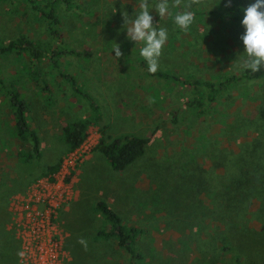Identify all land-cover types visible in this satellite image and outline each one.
I'll return each instance as SVG.
<instances>
[{
    "label": "rangeland",
    "instance_id": "obj_1",
    "mask_svg": "<svg viewBox=\"0 0 264 264\" xmlns=\"http://www.w3.org/2000/svg\"><path fill=\"white\" fill-rule=\"evenodd\" d=\"M70 1L75 6L57 5L60 38H54L27 0H0L2 41L21 34L79 52L60 55L55 66L45 58L34 63L25 51L0 56L2 84L21 93L41 151L24 161L0 86V264H21V238L32 237L29 218L38 211L46 212L44 243L63 264H124L127 255L113 239H95L105 225L95 210L98 200L140 231L135 245L146 264H233L235 253L242 264H264V78L224 83L211 103L201 84L182 83L192 77L218 84L241 68L243 9L255 0L193 6L188 31L173 20L183 9L161 20L151 11L169 35L159 70L178 80L148 74L143 44L127 38L123 13L134 19L139 0ZM233 2L241 6L237 12ZM229 9L232 14L225 13ZM198 10L223 15L201 19ZM115 44L124 54L120 59ZM59 72L73 77L100 115L87 125L80 146L65 152L62 125L93 114ZM101 131L148 141L137 159L115 171L95 150ZM56 161L55 174H42Z\"/></svg>",
    "mask_w": 264,
    "mask_h": 264
},
{
    "label": "trees",
    "instance_id": "obj_2",
    "mask_svg": "<svg viewBox=\"0 0 264 264\" xmlns=\"http://www.w3.org/2000/svg\"><path fill=\"white\" fill-rule=\"evenodd\" d=\"M30 3V7L36 11L39 18L44 19L45 24L48 27L49 33L54 38H60V20L56 14V8L59 2L63 3L66 8L75 6L70 0H27ZM41 2V3H39ZM234 10L237 12L241 6L233 2ZM231 9L225 13L232 14ZM224 12V11H223ZM198 18L203 17L206 13L213 14L216 18V14H220L222 17V11L211 10V11H200L196 12ZM227 16V14H225ZM224 16V17H226ZM236 17L235 15H230ZM229 20V17H227ZM232 21L235 20L232 18ZM236 23V22H235ZM25 51V52H23ZM23 52L27 57L34 63H38L42 58L48 61V65L55 66L58 64L60 55L63 54H75L79 55V52L70 48H49L46 42L38 40H30L23 35H18L13 39L2 41L0 39V56L8 53H19ZM145 66V63H142ZM60 71V70H59ZM150 75L158 77L177 78L174 75H170L168 70H158L155 74L148 71ZM58 75L62 77L70 86L71 90L76 94L84 96V99L92 112L93 117L88 115L87 118H81L79 120L67 121L59 130L60 141L63 144L64 152L72 151L76 149L83 142L85 137L86 127L89 122L100 120L98 112V106L94 103L92 98L82 92L76 85L71 75L59 72ZM264 78V69L260 72L252 73L250 70L243 69L242 67L233 75L226 76L224 80H220L216 85L215 82H209L207 80H195L192 77H184L182 83L188 86L195 87L197 84H201L206 93L204 95L205 100L209 103L213 102L216 95L221 91V87L224 83H231V81H247ZM177 78L176 80H178ZM2 78L0 76V86H4L6 89V95L8 97V103L12 109L13 126L11 129V135L15 137L20 143H23V147L19 150L22 154L24 161H30L32 158H38L40 156V141L39 136L35 129L29 123L27 115V104L21 97V93L13 87V85H3ZM48 90V87L44 85L42 90ZM218 92V93H217ZM100 138L95 145L97 150L108 163L112 170L120 171L124 169L128 164L137 159L143 152L144 146L148 139L146 137H140L135 135H126L122 137H111L104 131L100 132ZM59 161L53 164L46 165L42 174L53 175L57 171ZM231 185H228L230 188ZM95 210L103 218L105 225H99L95 231V239L108 240L113 239L115 244L120 247L127 255V260L124 264H146L143 260V255L136 248L135 242L138 233L140 232L137 228L131 226H125L122 224L119 215L114 212L104 201L98 200L95 203ZM223 250L226 249L225 245L221 247ZM233 264H242L240 256L235 253V256L231 258ZM115 264V263H114ZM118 264V263H116ZM254 264V263H248Z\"/></svg>",
    "mask_w": 264,
    "mask_h": 264
},
{
    "label": "clouds",
    "instance_id": "obj_3",
    "mask_svg": "<svg viewBox=\"0 0 264 264\" xmlns=\"http://www.w3.org/2000/svg\"><path fill=\"white\" fill-rule=\"evenodd\" d=\"M209 4L210 0H139V12L134 19L127 12L123 13V28L126 29L127 38L135 44H143L140 55L146 61L149 72L155 74L159 70L160 57L169 39L168 29L154 23L151 11L155 10L161 20L172 15V9H183L176 12L173 20L181 30L188 31L195 22V13L190 9ZM225 6L230 7L231 0ZM243 11L241 24L245 31L239 39L243 42L245 58L240 67L257 73L264 69V0H255ZM113 51L117 59L124 56L118 44H115ZM77 242L87 250L86 240L80 238Z\"/></svg>",
    "mask_w": 264,
    "mask_h": 264
},
{
    "label": "built area",
    "instance_id": "obj_4",
    "mask_svg": "<svg viewBox=\"0 0 264 264\" xmlns=\"http://www.w3.org/2000/svg\"><path fill=\"white\" fill-rule=\"evenodd\" d=\"M46 212L42 215L41 211L35 212L29 220L31 222L30 231L33 233L30 239L23 240L21 238V248L19 261L21 264H36L35 260L39 264H63L61 260H58L55 253L51 248L47 249L44 240V225L47 227V222L44 219ZM23 235V233H22ZM42 255L45 256L42 259Z\"/></svg>",
    "mask_w": 264,
    "mask_h": 264
}]
</instances>
